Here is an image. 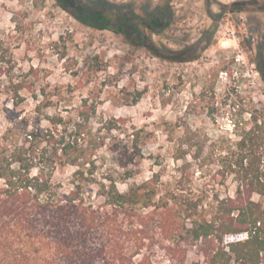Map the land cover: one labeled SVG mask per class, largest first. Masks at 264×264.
<instances>
[{
    "label": "trees",
    "instance_id": "1",
    "mask_svg": "<svg viewBox=\"0 0 264 264\" xmlns=\"http://www.w3.org/2000/svg\"><path fill=\"white\" fill-rule=\"evenodd\" d=\"M89 3L81 5L88 12L109 5ZM122 13L104 12L121 20L118 29L111 21L104 27L142 43L177 22ZM5 53L0 47V264H264V105L249 118L234 108L237 139L222 146L225 154L196 194L183 177L175 186L158 175L141 179L142 138L114 118H98L88 100L68 116L49 115L55 96L25 94ZM66 170L71 176L59 179ZM231 176L236 197L222 198L217 186ZM239 233L250 239L225 244ZM191 248L203 261L190 262ZM158 251L166 263H157Z\"/></svg>",
    "mask_w": 264,
    "mask_h": 264
},
{
    "label": "rangeland",
    "instance_id": "2",
    "mask_svg": "<svg viewBox=\"0 0 264 264\" xmlns=\"http://www.w3.org/2000/svg\"><path fill=\"white\" fill-rule=\"evenodd\" d=\"M90 1L0 0V47L13 60L14 78L29 96L35 90L55 96L49 115L68 116L82 99L95 104L98 118H114L142 138L141 179L158 175L175 186L183 177L198 194L225 154L222 146L237 139L234 108L249 118L264 105V14L251 0H170L177 22L142 43L105 28L107 14L81 6ZM103 1L141 9L158 0ZM110 23L119 28L118 20ZM240 55L246 65L235 61ZM224 68L232 76L227 82L217 76ZM34 106L31 101L27 111ZM217 188L222 198L236 197L233 176ZM190 250V262L203 261ZM156 253L157 263H166Z\"/></svg>",
    "mask_w": 264,
    "mask_h": 264
},
{
    "label": "flooded vegetation",
    "instance_id": "3",
    "mask_svg": "<svg viewBox=\"0 0 264 264\" xmlns=\"http://www.w3.org/2000/svg\"><path fill=\"white\" fill-rule=\"evenodd\" d=\"M155 2L156 0H152ZM244 0H241L243 2ZM244 3V2H243ZM242 3V5H243ZM248 4V3H247ZM152 6L151 4H148V7L143 8H130V6L127 4L125 8H121L123 10L122 16H147V15H157V16H175L178 12L174 10L172 7L173 3H170V0H158L155 2ZM251 5L254 6V10L257 13L264 14V0H251ZM152 6V7H151ZM115 6L109 4L108 8L106 10H102L97 12L98 16L105 19L104 12H107V14L114 13ZM126 9V10H124ZM111 19V18H110ZM118 21H121L120 19H117ZM147 40V39H146Z\"/></svg>",
    "mask_w": 264,
    "mask_h": 264
},
{
    "label": "built area",
    "instance_id": "4",
    "mask_svg": "<svg viewBox=\"0 0 264 264\" xmlns=\"http://www.w3.org/2000/svg\"><path fill=\"white\" fill-rule=\"evenodd\" d=\"M235 61L237 63H243V65H246V61L244 60V57L242 55L237 56L235 58ZM235 76L239 78L237 73L235 74ZM218 78L222 82H227L229 79H232V76L230 75L228 70H221L219 72ZM249 239H250L249 233L227 235L225 237V244L244 243L247 242Z\"/></svg>",
    "mask_w": 264,
    "mask_h": 264
}]
</instances>
